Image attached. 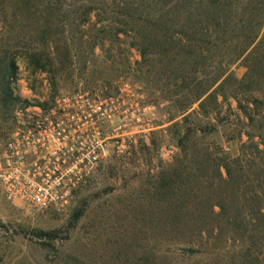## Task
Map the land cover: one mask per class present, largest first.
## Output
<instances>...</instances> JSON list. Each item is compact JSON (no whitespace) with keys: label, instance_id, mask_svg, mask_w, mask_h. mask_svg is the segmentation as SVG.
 Instances as JSON below:
<instances>
[{"label":"rangeland","instance_id":"obj_1","mask_svg":"<svg viewBox=\"0 0 264 264\" xmlns=\"http://www.w3.org/2000/svg\"><path fill=\"white\" fill-rule=\"evenodd\" d=\"M169 12L167 0H0V138L24 104L18 76L31 98L128 82L141 107L66 208L0 189V264H264V74L247 67L264 50L230 56L254 17L191 39ZM3 78L21 101L2 99Z\"/></svg>","mask_w":264,"mask_h":264},{"label":"built area","instance_id":"obj_2","mask_svg":"<svg viewBox=\"0 0 264 264\" xmlns=\"http://www.w3.org/2000/svg\"><path fill=\"white\" fill-rule=\"evenodd\" d=\"M13 83L24 104L0 138V189L37 210L64 209L111 149L122 145L128 120H140V92L125 82L114 93L31 98L19 76Z\"/></svg>","mask_w":264,"mask_h":264},{"label":"trees","instance_id":"obj_3","mask_svg":"<svg viewBox=\"0 0 264 264\" xmlns=\"http://www.w3.org/2000/svg\"><path fill=\"white\" fill-rule=\"evenodd\" d=\"M170 12L169 22L172 23V32L181 34L189 38H193L194 34L198 32L209 34L211 32L210 26L205 24H213L214 26H220V19L225 21L232 20L240 13L253 16L248 25L245 27L240 26L241 34L243 38L238 42V45H232V60L240 59L244 57L248 60L252 55L261 53L264 50V0H167ZM163 14L159 15L162 20ZM197 19V20H196ZM227 29L232 28L233 32L237 28L235 25L232 27L228 22ZM206 28V29H205ZM171 30V29H170ZM231 61V59H230ZM251 71L261 70L264 74V59L256 60L247 65ZM9 70H13V65L3 66L1 72L4 73V77ZM6 73V74H5ZM2 99L8 102H18L21 99L14 95L12 91L11 80L2 79Z\"/></svg>","mask_w":264,"mask_h":264}]
</instances>
